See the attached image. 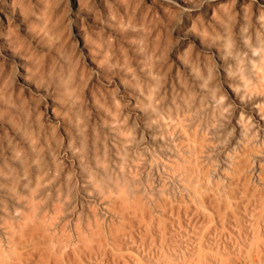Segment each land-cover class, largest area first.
Listing matches in <instances>:
<instances>
[{
    "label": "clouds",
    "instance_id": "9594fccd",
    "mask_svg": "<svg viewBox=\"0 0 264 264\" xmlns=\"http://www.w3.org/2000/svg\"><path fill=\"white\" fill-rule=\"evenodd\" d=\"M0 264H264V0H0Z\"/></svg>",
    "mask_w": 264,
    "mask_h": 264
}]
</instances>
